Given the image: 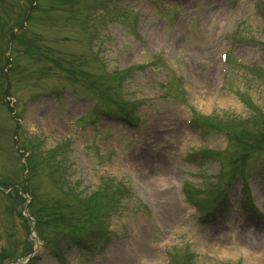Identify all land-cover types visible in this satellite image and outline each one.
<instances>
[{"label": "rangeland", "instance_id": "obj_1", "mask_svg": "<svg viewBox=\"0 0 264 264\" xmlns=\"http://www.w3.org/2000/svg\"><path fill=\"white\" fill-rule=\"evenodd\" d=\"M262 9L264 0H0V184L21 189L0 191V264L31 254L28 264H168L167 249L172 264H264ZM135 103L130 128L93 111ZM188 103L232 139L191 130ZM203 149L221 154L184 158ZM185 179L201 188L196 205ZM31 211L47 221L39 237ZM79 235L89 248L72 244Z\"/></svg>", "mask_w": 264, "mask_h": 264}, {"label": "bare ground", "instance_id": "obj_2", "mask_svg": "<svg viewBox=\"0 0 264 264\" xmlns=\"http://www.w3.org/2000/svg\"><path fill=\"white\" fill-rule=\"evenodd\" d=\"M150 163H151L153 166H155V168H156L157 171H159V168H160L159 166H160V165H155V163L149 162V163H148V167L150 166V165H149ZM169 209H170V208H169ZM171 210H172V209H171ZM249 264H253V263H250V262H249Z\"/></svg>", "mask_w": 264, "mask_h": 264}]
</instances>
